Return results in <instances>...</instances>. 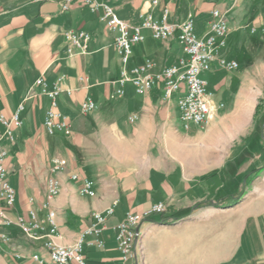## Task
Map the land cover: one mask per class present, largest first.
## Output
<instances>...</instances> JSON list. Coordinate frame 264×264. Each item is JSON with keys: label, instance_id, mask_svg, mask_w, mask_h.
<instances>
[{"label": "crops", "instance_id": "0c3cea01", "mask_svg": "<svg viewBox=\"0 0 264 264\" xmlns=\"http://www.w3.org/2000/svg\"><path fill=\"white\" fill-rule=\"evenodd\" d=\"M99 1L107 2L131 25H140L146 14L161 22L166 8L169 23L178 25L193 17L200 37L209 31L212 9L217 7L230 28L221 53L237 60L239 68L238 46L243 47L244 36L264 33V0H161L158 5L152 0ZM102 13V7L93 12L81 2L62 11V0H0V109L11 118L20 104L25 106L22 126L14 129L15 143L5 139L0 143L8 151L6 165L16 191L13 207L6 205L0 193V212L5 211L14 222L23 217L27 223L35 212L44 221L38 239L28 238L16 223L0 221V244L9 248L8 255L17 264H56L45 245L50 240L46 218L53 210L57 232L52 240L56 245L75 246L82 233L96 227L101 230L98 236L91 233L84 238L82 253L87 262L121 264L118 223L128 213L142 214L163 202L166 211L140 225V264H264V210L237 218L220 213L219 220H212L220 208L210 202L214 192H228L222 171L197 174L186 168V160L192 159L188 145L196 152V141L210 139L221 129L217 119L232 92L238 91L234 89L239 68L226 71L214 64L202 73L208 91L223 108L203 125L186 126L178 108L182 92L167 101L161 82L146 94L137 93L129 82L123 95H114L122 63L114 45L116 32L101 20ZM70 30L90 33L85 53L68 52L64 33ZM143 34L145 40L133 47L129 67L151 58L159 71L186 57L178 31L166 42L155 39L150 29H143ZM219 72L226 74L218 77ZM41 76L50 85L64 76L65 91L58 107L69 118L71 133H47L44 119L49 99L35 86ZM221 90L226 101L217 98ZM239 94L246 95L244 91ZM88 99L97 108L84 114L81 105ZM133 116L136 118L131 120ZM3 132L0 122V135ZM56 159L64 166L53 171ZM73 174L80 178L72 179ZM52 176L60 180L61 189L48 200L47 181ZM82 178L94 182V196L81 194ZM215 182L219 185L214 190ZM187 209L188 215L176 218L178 211ZM94 213H101L104 221L99 222ZM163 227L173 230L174 236L156 235ZM97 238L103 246L96 244Z\"/></svg>", "mask_w": 264, "mask_h": 264}, {"label": "built area", "instance_id": "2783aa9c", "mask_svg": "<svg viewBox=\"0 0 264 264\" xmlns=\"http://www.w3.org/2000/svg\"><path fill=\"white\" fill-rule=\"evenodd\" d=\"M34 2H43L47 0H32ZM161 0H152L153 5H158ZM73 2H81L93 12H98L101 7L103 13L101 20L107 27L116 32L115 49L120 56L122 68L118 79L119 86L114 95L121 96L125 93V85L132 83L139 94L148 93L152 87L161 82L164 84V99L169 101L177 92H182L178 99V108L181 118L186 124L203 125L215 113L223 108V104H217L214 100V94L208 91V81L202 77V73L211 69L216 64L220 69L234 71L239 68V62L235 59H228L222 55L221 50L226 46L227 38L230 34L225 14L214 7L212 9V21L209 31L205 36H198L195 30V20L188 17L182 23L176 25L169 23L167 17L169 10L164 9L163 20L155 21L150 14H146L140 25H131L128 21L121 19L114 8L107 2L99 0H62V11L70 8ZM143 29H150L155 39L163 42L168 41L178 31V40L182 45L185 58L180 64L170 65L156 71V62L147 58L143 63L129 67L130 58L133 54V45L145 40ZM68 44V52L73 53L79 50L83 53L88 48L91 39L90 33L84 30H70L64 33ZM64 76L59 77L53 84H49L43 76L35 81V86L40 87L41 93L49 99L44 126L48 134L53 135L56 132L71 133V123L67 116L59 110V96L64 92L62 84ZM71 94V90H66ZM97 105L93 100H86L81 105V111L84 114L96 110ZM25 109L24 104H20L11 118H6L0 109V122L4 126V132L0 135V143L3 139L10 144L15 143L16 127L22 126L21 113ZM136 117H131L134 120ZM8 151L5 147L0 148V193L8 207H13L16 200V191L9 180L10 171L6 165ZM64 162L56 159L53 171L60 170ZM78 174H73L72 179H79ZM94 182L88 178H82L81 194L94 196ZM61 182L58 178L52 176L47 181V198L52 199L59 194ZM48 207V203L44 205ZM166 211V205L163 202L153 204L150 209L142 214L128 213L126 217L118 223L117 241L118 248L121 252V264H140L139 252V229L142 222L149 219L152 215L163 214ZM109 213L112 210L108 211ZM31 220L27 223L23 217H18L14 222L5 211L0 212V221L4 225L16 223L25 235L30 239L40 238V231L44 230V221L38 219L35 212L31 214ZM55 211L49 210L46 222L49 225L47 236L50 240L45 244L50 251V256L56 264H89L82 253L84 238L87 234L95 233L97 236L101 230L92 227L80 236L75 246H59L54 243L52 236L57 232L55 220ZM99 222L104 221L101 213H94ZM3 240H8L3 236ZM98 246H103V241L99 238L96 240ZM34 258L39 260V256Z\"/></svg>", "mask_w": 264, "mask_h": 264}, {"label": "rangeland", "instance_id": "374dc122", "mask_svg": "<svg viewBox=\"0 0 264 264\" xmlns=\"http://www.w3.org/2000/svg\"><path fill=\"white\" fill-rule=\"evenodd\" d=\"M144 33L149 34L148 31ZM238 47V59L241 61L237 70V88L234 89L238 91H233L228 101L222 90L217 93L219 100L226 101V108L217 119L221 129L216 130V134L226 136L224 123L235 110L241 97L239 93L243 91L247 98L250 97L245 126L232 133L224 147L215 139L196 141V152L195 147L188 145L192 158L186 160L188 170L197 174L212 173L216 169L222 171L228 192H214L210 202L220 207L212 215L214 221L220 219V213L237 218L242 213L247 216L248 212L264 210V33L246 34L243 47ZM225 74L219 72L218 77ZM180 126L183 128V123L180 122ZM217 185L219 183L215 182L214 190ZM155 233L160 238L174 236L173 230L164 227ZM8 250L6 245L0 244V264H17L8 255Z\"/></svg>", "mask_w": 264, "mask_h": 264}, {"label": "bare ground", "instance_id": "6f19581e", "mask_svg": "<svg viewBox=\"0 0 264 264\" xmlns=\"http://www.w3.org/2000/svg\"><path fill=\"white\" fill-rule=\"evenodd\" d=\"M249 109L250 103L248 102V98L243 95L240 98L233 113L227 117L228 121H224V129L227 132L226 136H222L213 132V136L211 135L210 139H215L216 143L223 145L228 140V138L231 137L232 133L238 132L245 126Z\"/></svg>", "mask_w": 264, "mask_h": 264}, {"label": "trees", "instance_id": "16d2710c", "mask_svg": "<svg viewBox=\"0 0 264 264\" xmlns=\"http://www.w3.org/2000/svg\"><path fill=\"white\" fill-rule=\"evenodd\" d=\"M252 140V139H250ZM216 174V172H213L212 175ZM190 213V209H187V210H181V211H178L175 216H177L176 218H181V217H184L186 215H188ZM162 221H164V219L162 218L161 219Z\"/></svg>", "mask_w": 264, "mask_h": 264}]
</instances>
